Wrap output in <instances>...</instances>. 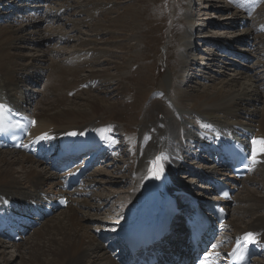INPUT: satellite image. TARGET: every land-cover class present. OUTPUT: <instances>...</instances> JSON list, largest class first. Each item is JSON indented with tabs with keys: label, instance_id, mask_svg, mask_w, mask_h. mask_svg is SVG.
I'll list each match as a JSON object with an SVG mask.
<instances>
[{
	"label": "rangeland",
	"instance_id": "374dc122",
	"mask_svg": "<svg viewBox=\"0 0 264 264\" xmlns=\"http://www.w3.org/2000/svg\"><path fill=\"white\" fill-rule=\"evenodd\" d=\"M12 1L14 2V6H11L10 14L9 12L7 14L5 11L7 3L4 1L2 4L3 11L0 13V16L3 18L1 20L3 23L0 22V28L11 24L9 21H12L13 27L18 29L16 36H19V39L28 40L30 38L28 33L32 30H40L48 37L44 40L26 41L25 43L32 44V46H27L35 50V53H31L33 59H28L27 53L23 52V54L27 55L22 57L24 58L23 61H19L21 59L13 60L14 71H19L23 75L25 72L23 69L27 68L30 63H34L36 58H43L47 54L50 56L49 62L51 64L56 65L58 63L60 66L62 65V68L64 67L63 70L57 72L58 74L56 73L57 75L60 76L66 72H74L73 74L76 75V78H73L74 76L65 74L63 77L57 79L54 86L51 81L50 72L45 77L46 81H44V84L46 89L49 90L50 96H53L59 104H62V107L69 110L70 108L74 109L82 106L83 109L86 108L84 112L90 113V111L97 109L96 105L92 102H90L91 107H88L90 106L88 101L92 99L91 97L103 99L101 103L103 111L101 110L98 117H91L89 120L83 121L78 118L77 123L75 121V123L65 124L64 126L78 128L91 122L95 124L103 123L106 126L115 128L117 136L120 137V141L123 144L121 157L114 159L110 164L94 168L92 177L84 183V187L80 190L87 192L88 188L92 187L91 192L93 196L72 199L75 206L80 204L82 198L87 200L91 205V207L81 210L80 213V215L83 213L85 216L83 214L82 216L89 218L84 219L83 225L85 227H89L95 235L100 232L115 238L118 232H121L123 224L127 221L130 195L135 185L134 176L137 166L140 121L144 117L145 108L152 101L154 102L156 96H160V92L166 94L168 97L172 82L179 74V70L181 71L178 65L179 52L182 50V38L186 29L191 28V23L194 26L191 38H193L195 44L193 54L196 55V62L190 73L191 80L207 84L211 78H216L215 82L220 79L230 78L242 66L238 65L239 68L233 67L230 61H225L224 57H222L223 55H228L221 53L223 54L221 56L219 52L211 51L212 47L205 45V42L214 39L213 37L216 36L217 39H224L233 34L241 35L244 30L249 29V36L252 38L248 37L249 39H246L249 41L246 42L245 46L251 50L249 42L253 39V50L257 54V56L254 54V56L258 58L264 52V34H258L256 31L259 27L262 28L263 25L261 22L264 20V2L251 22L248 25L240 27L241 15V18L234 23V26H231L233 24H225V26L221 24L226 22L220 20L226 14L234 13V11L240 13V9H235L230 0H228V5H226V0H52L51 4L48 5L50 6L49 8L53 7L58 12L60 8L65 7L64 10H61V20H66L63 22L59 20L55 21L56 16H54V13H52L53 16L46 13L50 17L44 16L46 18L44 22L32 25L24 19L26 17L24 15L29 11L28 6L31 4L24 2L26 4L21 3L24 8H19L21 5L18 4V0ZM234 2L237 4V7L248 10L246 13L241 11L242 15L250 16L252 5H243L239 0H235ZM34 5L32 6L34 7ZM58 5L61 7H57ZM16 10L18 11L14 12ZM19 13L24 17L18 15ZM257 20L260 22L258 28L253 29ZM254 33L256 34L254 35ZM25 43H15L18 46L12 50L11 56L15 57L19 53L18 49H23L22 47ZM232 46L235 47L233 48L235 50L245 52L246 47L244 45L233 44ZM212 52L216 55L214 63L200 60L201 58L207 59V55H210ZM245 53L249 54L247 51ZM234 55L236 57L229 58H234L237 62H243L246 66H252L254 70H251L249 75H253L258 80L256 81L258 83V90L261 87L260 91H264V67L255 66L257 61L253 58L246 61V59L243 60L241 58L243 55L238 53ZM79 56H83L82 58L89 60L87 63L90 62L91 64H82L84 68L80 65V68L77 69L76 57L80 58ZM16 57L21 58L20 55ZM218 60L229 62V65L224 67L221 63H218ZM202 62L204 63L201 64ZM35 66L33 72L40 70V65L35 64ZM76 71L78 74H76ZM38 72L43 74L41 70ZM92 75L97 76L90 78L93 77ZM217 76L220 78H217ZM84 78L87 81H84L76 88V81L79 83ZM96 79L99 80L97 81ZM31 80L37 82L38 79L32 75ZM49 80L50 84L47 83ZM24 82L28 83L27 86L30 92L38 90V86H35L28 79L23 82L21 80L16 90L25 89ZM107 90L113 91L110 93L111 95L106 94ZM29 103L30 105L26 104L27 107L31 106V102ZM256 107H260L259 102L256 103ZM68 112L76 113V111ZM151 116L153 114L147 116L146 120H152L153 118L149 119ZM159 118L162 119L163 117L159 116ZM180 122L184 123L185 121L180 120ZM14 153L19 158L22 155V152ZM182 157L183 160L186 159L184 158V154ZM199 157L202 158L203 156L200 155ZM116 161H119V163L117 164ZM183 163V165L179 164L176 169L174 173L176 176L174 175L170 179L183 185L185 190L192 195L198 194L213 200V196H211L214 193L213 190L209 186L200 183L198 178L192 176L193 173L198 175L199 170L205 171L209 168V166L206 167L205 165L206 160L202 162L192 161L190 166L193 173L185 169L186 160ZM43 164L38 163L36 171L41 176L47 178L51 172ZM213 169L218 173V176L223 175L220 169L215 167L210 168V170ZM13 170L12 176L16 179L20 178V168L15 166ZM100 171H104L105 174L99 175L98 172ZM261 172V168L258 167L253 174L251 172L250 175L243 179L242 186L236 193L235 198L237 200L235 201L234 199V204L228 208L231 212L232 209L243 207L247 199V193L252 194L254 201L251 205H254L244 215L236 216L235 214H230L227 219L230 225L225 226V235L227 231L228 235H231L232 223L244 227L251 217L264 216V173L261 174ZM225 177L227 178V175L224 174ZM73 202L67 208L61 209L46 218L38 228L31 230L18 243L2 242L5 253L3 255L0 254V264L3 263V260L9 259V264H26L16 252L14 244L27 243L32 240L33 232L41 230L43 224L50 223L62 213H68L70 208L74 206ZM178 218L180 219V217ZM116 224L117 227L113 233L109 232ZM181 224H183L182 221ZM108 240L109 237L107 236L103 242L99 241V244L102 247H108L110 242ZM105 255L109 256L108 253ZM256 263L264 264V257L259 258Z\"/></svg>",
	"mask_w": 264,
	"mask_h": 264
},
{
	"label": "bare ground",
	"instance_id": "6f19581e",
	"mask_svg": "<svg viewBox=\"0 0 264 264\" xmlns=\"http://www.w3.org/2000/svg\"><path fill=\"white\" fill-rule=\"evenodd\" d=\"M4 1L7 3L5 11L7 14L8 12L10 14V10L12 9L11 6H14V2L12 0H0V13L3 11L2 4ZM17 2L19 5H21V3H28L26 0H18ZM34 3L28 6L30 13L28 11L26 15H24L26 17L22 15L25 21H28L27 23L31 25L42 23L46 19L44 16H38L36 13H33L34 8L37 9L39 7L36 2ZM32 5H34V7ZM20 7L24 8L23 5L19 6V8ZM102 7L105 8L104 6ZM64 8L65 7H62L61 9L64 10ZM237 9H240V13L234 11V13L226 14L224 17L220 18V20L226 21L225 23H221L223 26H225V24H233L231 26H234L236 20L241 18V11L245 13L248 11L239 7H237ZM14 12H17V10ZM46 16L50 17L47 14ZM0 18H2V16H0ZM17 18H19V16H17ZM241 19L243 20L244 18L242 17ZM9 23L11 24L0 28V102L8 101L12 103L14 107L19 109L26 117H29L33 125L30 133V141H33L35 145H44V142L48 141L49 137H51L61 142V146L59 145L58 147L71 148L72 143H70V141L72 140L71 142H73L74 139L79 142L82 140L88 141L89 145L96 146V144H99L102 146L109 131L116 133L115 128L110 130L109 127L103 123L95 124L92 122L78 128H71V126L65 127L64 125L75 123V121L77 123L78 118L83 121L86 119L89 120L91 117H98L103 108L101 104L103 99L91 97L92 99L88 102L95 104L97 109L90 111V113L84 112L86 108L83 109L82 106L74 109L70 108L69 110L62 107V104H59L53 96H50L49 90L46 89L44 84V81H46L45 77L50 72L51 81L54 86L57 79L63 77L65 74L72 75V77L74 76L73 78H76V75L73 74L74 72H66L60 76L57 75V72L63 70L64 67L62 68V65L60 66L58 63L56 65L51 64L49 62L50 56L47 54L43 58H36L34 63H30L27 68L23 69L25 71L23 75L19 71H14L13 60L21 59L19 61H23L24 58L22 57L27 55L29 56L28 59H33L31 53H35V50L34 48H29L32 44H27L25 42L44 40L48 37L40 30H32L28 33L30 36L28 40L19 39L20 37L16 36L18 29L13 27L12 21H9ZM240 27L242 26L240 25ZM256 28H258V26H256ZM192 29L194 30V26L191 23V28L186 29L182 38V50L179 52L178 62L181 71L179 70V74L172 82L168 97L166 94L160 92V96H156L154 102L152 101L150 105L145 108L142 120H139L141 128L139 129L137 144L138 156L134 176L135 185L130 195L127 221L123 224V228L120 233L118 232L117 236H120L123 230L130 227L135 219H139L144 215H149L155 208L161 209L162 204L166 201V198L171 192L185 189L183 185L172 181L170 178L174 177L176 169L179 164H181L180 160L183 158L182 155L188 148L182 143V140L186 139V141L190 143L195 142L197 140V128H202L204 132L220 134L223 129L235 130L237 125L244 126L247 130L252 132L255 135V139L259 141V147L256 148V156L260 154L262 157L261 159L264 160V91H260L261 87L258 90V83L256 82L258 80H256L253 75H249L251 70H254L252 66H246L243 62L242 64L241 62H237L234 58H229L236 57L234 54L238 53L243 55V57H241L243 60L246 59L247 61L253 58L257 61V64H254L255 66L264 67V52L261 53L258 58L254 56L253 39L251 41V50L245 46L246 42L249 41L246 39L251 37L249 36V29L244 30L241 35L233 34L224 39H217V36L213 37L214 39L206 41L205 45L214 48L215 50L211 48V51H217L221 56L223 54L228 55H223L222 57H224L225 61H230L233 67L237 68L238 65L242 66V70L238 67L240 70L238 69L233 76L217 80L216 82V78L209 79L207 84L194 82L190 78V73L196 62V55L193 54L195 51V44L193 38H191ZM255 34L256 33H254V35ZM15 43H25L22 47L23 49H18L19 53L17 55H20L21 58L16 57L17 55H15V57L11 56L12 50L18 46ZM233 44L239 46L244 45V47H246L245 52L247 51L249 54L233 49L235 48L232 46ZM23 52H26L27 55L23 54ZM255 55L257 56V54ZM82 57H76L77 69H79V66L82 64L90 63H87L89 60L83 59ZM71 60L73 61V59ZM200 60H207V62L211 61V63H214L216 61V55L212 52L210 55H207V59L201 58ZM225 61L221 62L218 60V63L226 67L229 65V62L227 63ZM203 63L204 62L201 64ZM35 64L40 65L39 68L43 74L38 72L40 70L33 72L35 69L34 67H36ZM76 74H78L77 71ZM32 75L38 79L37 82L31 80ZM95 76L90 78H95ZM217 78L220 77L217 76ZM27 79L35 84V86H38L37 91L34 90L30 92L27 82H24L25 86L23 85L25 89L21 88L16 90L18 83L21 80L23 82ZM260 79L262 80L261 77ZM96 80L98 81L99 79ZM84 81L87 80L84 78V80L79 83L76 81V88ZM47 83L50 84V80ZM108 90L106 94L113 92ZM29 102H31V106L27 107L26 104L30 105ZM258 102L260 107H256V103ZM88 107H91V103ZM68 111H76V113H70ZM152 114L153 116L149 119H153L147 121V116ZM159 116L163 118L160 119ZM180 120L185 122L182 123ZM192 128L195 130H192ZM70 133H76V135H70ZM41 137L46 138L42 139ZM104 148L109 149V144L107 143ZM14 152L16 151H0V211H22L25 209V206H20L17 202L26 204L30 200H41L40 194L42 193L45 197L51 195L57 196L62 193L60 191L59 177L57 174L49 173L47 178L41 176L36 171L38 167L37 164L42 163L41 161L36 160L32 155L29 156L24 151L21 153L22 155L20 158L17 157ZM154 161H156L155 164L153 163ZM159 162L161 166L157 165ZM15 166H18L21 172L20 178L17 179L12 176V171H14L13 169ZM157 166L158 168L155 169ZM258 166L262 170L261 174H263L264 166L262 163L255 164V169ZM161 167L163 171L160 172L159 179H156L153 175V171ZM211 167L209 166L205 171H199L198 175H201L200 172H208L211 173L212 176H214V174L218 175L215 169L210 170ZM190 173H192V170ZM98 174L103 175L105 173L104 171H100ZM192 176L196 177V174L193 173ZM220 176L224 177V175H219L218 179L222 180L223 177ZM231 178V175L227 176L224 183L225 185L233 184L234 187ZM84 193L77 192L76 194L81 195ZM63 196L67 197L65 194ZM195 196H198V194ZM69 197H71V195H69ZM246 197L247 199L246 201L244 200L245 203L243 207L231 210L232 215L241 216L252 209L251 207L254 205H251L254 201L252 194L247 193ZM234 199L235 201L237 200V198ZM68 200L70 203L73 202L71 198H68ZM74 204L73 202V205ZM230 205H232V203ZM74 206L70 208L68 213H62L56 219L53 218L54 220L50 223L43 224L41 230L33 232L34 235L32 240H28L29 242H24L25 244L22 242V244H14L16 252L26 264H108L110 262V256L105 255L107 253L109 254L108 250L106 247H102L99 241L103 242L108 236V241H110L108 247H111L114 245L113 241L117 236L113 238L100 232L95 235L89 227L83 225L84 219L88 217H84L85 214L83 213L84 216H82V214L80 215L81 210L91 207L87 200L82 198L80 204ZM76 207L78 208L76 209ZM228 207L229 205L226 209L230 212ZM181 221V219L175 217L171 226V234L162 238L160 243L154 246L157 247L156 252L161 262L166 261L170 264H186V262L192 259L189 249L190 245L187 241V230L184 223L181 224ZM228 224L230 225V223L226 221L225 226ZM231 230L232 236L243 234L248 231L256 232L260 235V243L264 245V216L251 217L250 221L244 227L232 223ZM2 242L3 241L0 239L1 255L5 253ZM9 263L10 259L3 260L2 264Z\"/></svg>",
	"mask_w": 264,
	"mask_h": 264
},
{
	"label": "snow or ice",
	"instance_id": "6c2138e0",
	"mask_svg": "<svg viewBox=\"0 0 264 264\" xmlns=\"http://www.w3.org/2000/svg\"><path fill=\"white\" fill-rule=\"evenodd\" d=\"M230 2H231V0H230ZM70 135H76V133H70ZM41 138L43 139V138H46V137H41ZM254 143H255V141H254ZM254 162H255V161H254ZM153 163L155 164L156 161H154ZM162 171H163V168H162V167L159 168L158 170L153 171V175L155 176L156 179H159V174H160V172H162ZM225 195H227V194H225ZM245 240H246L247 242H249V243H255V242H256L255 235H254L253 233H247V234L245 235ZM214 247H215V246H214ZM201 264H209L208 259L205 258V260L201 261Z\"/></svg>",
	"mask_w": 264,
	"mask_h": 264
}]
</instances>
